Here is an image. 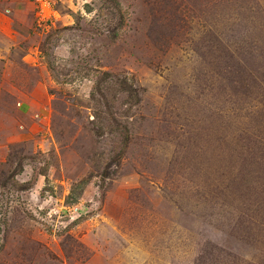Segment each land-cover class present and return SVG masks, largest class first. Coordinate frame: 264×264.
Returning a JSON list of instances; mask_svg holds the SVG:
<instances>
[{"label": "rangeland", "instance_id": "obj_1", "mask_svg": "<svg viewBox=\"0 0 264 264\" xmlns=\"http://www.w3.org/2000/svg\"><path fill=\"white\" fill-rule=\"evenodd\" d=\"M0 264H264V0H0Z\"/></svg>", "mask_w": 264, "mask_h": 264}]
</instances>
